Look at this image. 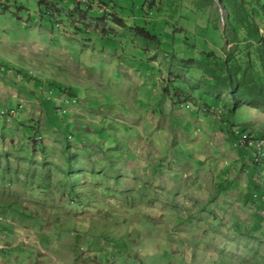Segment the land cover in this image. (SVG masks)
<instances>
[{
	"label": "rangeland",
	"instance_id": "374dc122",
	"mask_svg": "<svg viewBox=\"0 0 264 264\" xmlns=\"http://www.w3.org/2000/svg\"><path fill=\"white\" fill-rule=\"evenodd\" d=\"M226 18L222 0H0V264H264V163L234 133L264 134V86L219 78L229 55L264 68ZM99 171L134 186L99 191Z\"/></svg>",
	"mask_w": 264,
	"mask_h": 264
},
{
	"label": "trees",
	"instance_id": "16d2710c",
	"mask_svg": "<svg viewBox=\"0 0 264 264\" xmlns=\"http://www.w3.org/2000/svg\"><path fill=\"white\" fill-rule=\"evenodd\" d=\"M61 1V0H60ZM257 2V5L260 6L263 10H264V0H250L251 4L254 6L255 2ZM151 1H146L145 5L142 7V11L141 13H146L148 11V9L150 10V7L146 8V4H152L150 3ZM99 3H102L101 1H99ZM222 3L224 5V9L227 13V18H226V22L227 24H233L235 23V25L233 26V28L236 30L237 33L244 35V37L246 39H248L249 41H253L256 44V50L258 53V61L261 63V66H263L264 68V35L261 34L260 29L257 25V23L255 22V20L253 19V17H251V14L249 13V9L246 7V3L245 0H222ZM103 4V3H102ZM99 4V5H102ZM151 6V5H150ZM116 8V5H115ZM110 11H108V15L109 17L112 18L113 15H118L116 13L114 14H109ZM147 14V13H146ZM107 15V16H108ZM55 19V18H54ZM53 19V20H54ZM141 20H137V21H133L132 23H134V25L136 26L135 29L133 30V34L134 37L145 47H152V46H156L159 45L161 43L159 37L155 34L152 33L151 30L147 29V27H140L137 25V23H140ZM166 26H170L169 23H165ZM110 40L111 39H107ZM231 57V59H229ZM234 60V61H233ZM224 65L227 66V76L226 77H219L222 78V80L224 82H226L227 84H229L231 90H232V94L233 96L236 97V92H239L240 95L242 97V99H246L245 96V92H249L251 97L254 98H260L256 92H255V87L254 86H259L260 88H263L264 86V82L261 81H257V76L256 78L253 77L252 72H250L251 67L249 62L246 63V66H243L240 63V60L238 58L235 57V55H232L228 57V60H226L224 62ZM251 83L253 86H251L250 84L245 85V83ZM254 82V83H253ZM176 98H180L178 96H176ZM184 99L185 101L187 100V102H195L194 99H191L190 96L188 95H184ZM238 103V100H237ZM240 128H238L237 126L234 127V133L235 136L237 138V141H241L242 137L246 134H248L247 130H239ZM252 135L249 133L248 137H251ZM257 137H262L264 138V134L262 135H257ZM239 154H241L240 156L243 158V163L245 165V167H249V168H254L256 167L255 165H253L249 160V158H245L246 154H250V148L245 146V147H240L239 150ZM70 164V157L68 158L67 161ZM252 175H254L252 173V170H249V177L251 180V186L254 187L256 189V182L251 179ZM66 176H68V174L66 173ZM250 187L249 189V193L252 194L251 192L253 191L254 188Z\"/></svg>",
	"mask_w": 264,
	"mask_h": 264
},
{
	"label": "clouds",
	"instance_id": "9594fccd",
	"mask_svg": "<svg viewBox=\"0 0 264 264\" xmlns=\"http://www.w3.org/2000/svg\"><path fill=\"white\" fill-rule=\"evenodd\" d=\"M56 20V19H55ZM47 89V88H46ZM59 91H60V93H61V96L64 98L63 99V103L65 104V105H70V104H78V102H79V100H78V98H77V96L74 94V93H69V95L71 96H66V91L65 90H62L61 88H59ZM48 93H51L52 91H51V88L49 87L48 88V91H47ZM6 109H8V108H6ZM6 109H2V108H0V116H2V117H4V118H8V117H13L12 115H13V111H11L10 110V113H7V114H2L1 113V111H3V110H6ZM9 110V109H8ZM252 135V134H251ZM253 136V135H252ZM248 137V134H246V135H244L243 137H242V140L241 141H237V142H239V148L240 147H245V146H247V147H249L250 148V154H251V157L252 158H249V160H251L250 162L253 164V165H255L256 167L259 165V166H261V164L262 163H264V156H261V157H259L257 154H256V149H255V147L253 146V145H250L249 143L251 142V141H255V140H264V138H262V137H257V135L254 137ZM117 170V169H116ZM113 173V176H112V181H113V179H116V176H117V171L116 172H112ZM115 173H117L116 174V176L114 177V174ZM107 183L108 182H106V183H104V184H102L101 186H102V188H100L99 189V191H103L104 193H105V191L108 189L107 187H109L110 186V184L109 185H107ZM106 185H107V187H106ZM254 190V192H251L252 194H251V197H252V199L255 201V202H258V203H260L262 206H264V195H258L257 194V192L255 191V189H253ZM106 196H110L109 195V193L108 194H105V197ZM118 224H120V225H123V223L122 222H120V221H118L117 222ZM117 230V229H116Z\"/></svg>",
	"mask_w": 264,
	"mask_h": 264
},
{
	"label": "crops",
	"instance_id": "0c3cea01",
	"mask_svg": "<svg viewBox=\"0 0 264 264\" xmlns=\"http://www.w3.org/2000/svg\"><path fill=\"white\" fill-rule=\"evenodd\" d=\"M246 157L245 158H252L251 157V154H246L245 155ZM262 168V167H260V166H257V168ZM117 169V168H116ZM115 169V170H116ZM99 175H101V176H103V178L100 180V177L98 178V176ZM249 175V174H248ZM90 176L95 180V178H97V181H99L100 180V183H102V184H104V183H106V182H108V179L109 178H112V176H113V173L111 172L109 175L107 174L106 175V177H105V175H103V174H100V171L99 172H97V175H95L94 173H90ZM252 176H254V175H252ZM124 175L123 174H117V176H116V179H113V182L117 185V186H119V187H129V186H134V184L133 185H129V184H126V183H129V182H131V181H129L126 177H125V179H124ZM250 185H248V186H251V183H249ZM257 184V183H256ZM257 186V185H256ZM252 187V186H251ZM252 188H254V187H252ZM250 196H251V194H249ZM251 199H252V197H251ZM148 210V209H147ZM128 211L130 212V207L128 206ZM128 212V213H129ZM171 216H174V218H175V220H176V214H174V213H172L171 214ZM168 218H170V217H168ZM119 226L122 228L123 226H125L124 224L123 225H120L119 224Z\"/></svg>",
	"mask_w": 264,
	"mask_h": 264
},
{
	"label": "bare ground",
	"instance_id": "6f19581e",
	"mask_svg": "<svg viewBox=\"0 0 264 264\" xmlns=\"http://www.w3.org/2000/svg\"><path fill=\"white\" fill-rule=\"evenodd\" d=\"M255 142H258V143H255ZM249 144L253 145L255 147L256 152H258L260 155H263V148H262L261 144L264 145V140L251 141Z\"/></svg>",
	"mask_w": 264,
	"mask_h": 264
},
{
	"label": "built area",
	"instance_id": "2783aa9c",
	"mask_svg": "<svg viewBox=\"0 0 264 264\" xmlns=\"http://www.w3.org/2000/svg\"><path fill=\"white\" fill-rule=\"evenodd\" d=\"M1 113L2 114H7V113H10V110L6 109V110L1 111ZM255 143H258V142H255ZM261 146L263 148V156H264V145L261 144Z\"/></svg>",
	"mask_w": 264,
	"mask_h": 264
}]
</instances>
